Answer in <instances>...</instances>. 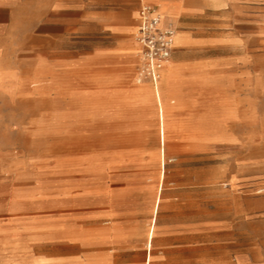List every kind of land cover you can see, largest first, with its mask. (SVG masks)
Instances as JSON below:
<instances>
[{"label": "rangeland", "instance_id": "374dc122", "mask_svg": "<svg viewBox=\"0 0 264 264\" xmlns=\"http://www.w3.org/2000/svg\"><path fill=\"white\" fill-rule=\"evenodd\" d=\"M140 8L130 17L108 0L0 4V264H264V0L237 10L251 47L242 64L181 90L185 121L171 120L169 59L164 132L184 129L162 147L152 94L135 83ZM130 39L136 67L120 105L148 106L156 121L113 108L110 52ZM122 238L134 250L116 257L111 242Z\"/></svg>", "mask_w": 264, "mask_h": 264}, {"label": "crops", "instance_id": "0c3cea01", "mask_svg": "<svg viewBox=\"0 0 264 264\" xmlns=\"http://www.w3.org/2000/svg\"><path fill=\"white\" fill-rule=\"evenodd\" d=\"M13 0H0V4L5 2H11ZM110 3L119 2L127 6L130 17H135L137 10L140 6L148 5L159 10V13L163 16V25L170 24L177 34L174 40V47L171 53L172 69L174 79L171 76H167L164 80V86L168 88H176V108L173 109L171 120H183L191 118L186 112V105L181 101V90H183L186 84L198 87L199 78L205 76L209 79V74L215 66L228 65L232 67L240 66L243 62V57L248 53L250 54V44L246 46V33L242 34L241 22L242 16L237 13L238 9L249 8L250 4L254 0H108ZM130 8V9H129ZM138 17V16H137ZM131 29L128 33L132 34ZM131 32V33H130ZM245 32V31H243ZM248 40H252L253 44L256 41L255 27L249 26ZM131 36V35H130ZM1 47V43H0ZM133 47V41L125 40L116 45L111 53V57L116 61L115 71H112L108 75V80L114 85H120L113 88L111 91L113 95L118 96V100L112 103L116 112H120L123 109H128L131 112L145 111L153 118L149 113L148 106L140 108H130L124 105H120L124 96V91L132 85V77H134V59L131 57V48ZM129 54V55H127ZM203 55H216V58L203 57ZM219 56V57H218ZM121 66H118L120 65ZM6 72H2L0 68V85L6 77ZM136 76V75H135ZM161 78L157 84L156 89L149 82L135 83L139 86H147L152 94L153 100L156 104V110L158 120L161 117V106H163L164 115L170 113L167 101H163ZM210 80V79H209ZM169 82V83H168ZM123 84V85H122ZM208 83L202 85L204 88H208ZM175 104V102H171ZM159 112V113H158ZM187 113V114H186ZM186 114L188 116H185ZM155 120V118H153ZM165 119V118H164ZM156 121V120H155ZM157 124V123H156ZM171 125V123H170ZM173 125V124H172ZM169 126V125H168ZM166 129L165 135L168 134H180L184 128L177 127L176 125L170 126ZM158 129V128H157ZM159 140H160V120H159ZM159 201V200H158ZM158 204L156 210L154 206L152 209L151 220L153 219V235L156 225V218L158 212ZM150 226V224H149ZM148 226V228H149ZM147 228V230H148ZM147 230L145 232H147ZM146 236V235H145ZM153 236L149 242L151 247ZM147 243V240H146ZM113 254L118 255L130 252L134 250V242L129 239H116L112 241ZM150 256H145L144 264H149Z\"/></svg>", "mask_w": 264, "mask_h": 264}, {"label": "built area", "instance_id": "2783aa9c", "mask_svg": "<svg viewBox=\"0 0 264 264\" xmlns=\"http://www.w3.org/2000/svg\"><path fill=\"white\" fill-rule=\"evenodd\" d=\"M155 11L152 6H143L139 11L135 38L141 47L139 77L142 79H154L155 72L170 59L173 51L175 29L170 24L163 25Z\"/></svg>", "mask_w": 264, "mask_h": 264}, {"label": "bare ground", "instance_id": "6f19581e", "mask_svg": "<svg viewBox=\"0 0 264 264\" xmlns=\"http://www.w3.org/2000/svg\"><path fill=\"white\" fill-rule=\"evenodd\" d=\"M136 32H137V30H136ZM136 32L134 33L135 34V36H136ZM174 36H175V34H174ZM134 40H136V38L134 37ZM141 53V52H140ZM141 54H139V61H140V65L139 66H141V60H142V58H141V56H140ZM168 63H169V59L167 60V61H165L162 65H161V67L155 72V78L154 79H142V78H140L139 77V73L137 74V76H136V82L137 83H143V82H149V83H151L152 84V86L154 87V89H156V87H157V84H158V82H159V80H160V78H161V73H162V71H163V69H164V67L166 66V65H168ZM158 110V109H157ZM159 113V112H158ZM164 110H163V106H161V117H159V120H160V146L162 147V146H164V142H165V132H164ZM159 116V115H158ZM161 158H162V160H163V165H164V156H163V153L161 154Z\"/></svg>", "mask_w": 264, "mask_h": 264}]
</instances>
